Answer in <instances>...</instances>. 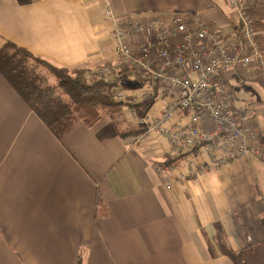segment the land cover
Segmentation results:
<instances>
[{"label": "crops", "instance_id": "0c3cea01", "mask_svg": "<svg viewBox=\"0 0 264 264\" xmlns=\"http://www.w3.org/2000/svg\"><path fill=\"white\" fill-rule=\"evenodd\" d=\"M108 2L134 19L196 13L226 40L240 33L227 0H0V49L11 41L70 69L116 63ZM220 76L260 131L259 152L182 178L158 170H187L165 137L102 139L106 116L59 138L0 72V264H235L216 246L218 223L235 250L264 242V82L257 67ZM153 107L156 116L160 101Z\"/></svg>", "mask_w": 264, "mask_h": 264}, {"label": "built area", "instance_id": "2783aa9c", "mask_svg": "<svg viewBox=\"0 0 264 264\" xmlns=\"http://www.w3.org/2000/svg\"><path fill=\"white\" fill-rule=\"evenodd\" d=\"M227 2L240 23L239 35L228 40L196 13L134 19L117 15L109 2L105 7L106 18L114 22L119 60L91 68L87 77L110 85L112 97L131 109L134 121L146 126L145 132L165 137L175 159L187 162L185 172L173 163L158 169L161 174L199 177L247 158L251 151L259 152L253 143L260 131L245 111L235 107L232 91L220 75L236 67H257L264 82V46L256 27V10L263 2ZM118 73L133 75L145 88L126 95ZM152 98L161 103L159 114L148 112L138 121L137 105Z\"/></svg>", "mask_w": 264, "mask_h": 264}, {"label": "trees", "instance_id": "16d2710c", "mask_svg": "<svg viewBox=\"0 0 264 264\" xmlns=\"http://www.w3.org/2000/svg\"><path fill=\"white\" fill-rule=\"evenodd\" d=\"M42 65L55 76L56 84H50L47 76L38 71ZM90 69L56 66L11 41L0 49V72L59 138L81 121L89 126L94 125L104 114L111 115L112 120L99 131L100 138L119 134L125 137L136 133V130L127 127L120 128L115 117L125 103L114 100L109 92L110 85L96 78L89 79L87 72ZM155 102L152 98L139 103L140 114L146 115ZM215 240L219 252L230 257L235 264H258L259 257H262L264 264V242L235 250L227 244L220 223L217 224ZM209 250L216 255L215 246L210 245Z\"/></svg>", "mask_w": 264, "mask_h": 264}, {"label": "rangeland", "instance_id": "374dc122", "mask_svg": "<svg viewBox=\"0 0 264 264\" xmlns=\"http://www.w3.org/2000/svg\"><path fill=\"white\" fill-rule=\"evenodd\" d=\"M113 28H114V26H113ZM38 71L45 76H48L51 74L50 71L43 65L38 67ZM118 81L120 83L121 90L126 95H128L131 92L130 88H131L132 84H135L137 86V87H135V89L140 90L142 88H145L144 85L140 81H137L133 75H129L128 77L123 76L122 78H119ZM128 90H130V91L127 92ZM157 106H159V103H157ZM140 112L141 111L137 107V115H138L137 119H138V121H141V118H143L145 116V115L142 116L140 114ZM152 112H155V106L153 107ZM103 116L109 117L110 120H112L111 115L104 114ZM134 118H136V117L131 113V109L124 104L120 107V112L118 113V116L115 117V119H116L115 121L117 123H119L120 128L122 126V128H125V129L127 127V128H130V130H132V131L136 130L138 133L145 132L146 131L145 129L147 127L142 125V124H137L134 121ZM137 132L134 134H131V135L134 136V135L138 134ZM261 259H262V257H259L258 264H262Z\"/></svg>", "mask_w": 264, "mask_h": 264}]
</instances>
